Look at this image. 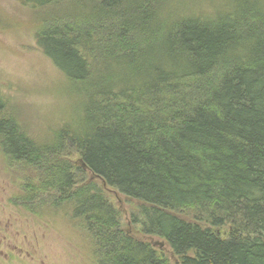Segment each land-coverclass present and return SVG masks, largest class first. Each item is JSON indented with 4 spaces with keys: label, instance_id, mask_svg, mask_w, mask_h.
I'll use <instances>...</instances> for the list:
<instances>
[{
    "label": "trees",
    "instance_id": "1",
    "mask_svg": "<svg viewBox=\"0 0 264 264\" xmlns=\"http://www.w3.org/2000/svg\"><path fill=\"white\" fill-rule=\"evenodd\" d=\"M14 1L70 108L37 141L0 96L23 203L62 212L94 264H264V0ZM108 191L163 244L124 231Z\"/></svg>",
    "mask_w": 264,
    "mask_h": 264
},
{
    "label": "rangeland",
    "instance_id": "2",
    "mask_svg": "<svg viewBox=\"0 0 264 264\" xmlns=\"http://www.w3.org/2000/svg\"><path fill=\"white\" fill-rule=\"evenodd\" d=\"M195 5V14L211 11L206 0H196ZM36 22L31 7L0 0V96L6 113L26 136L46 141L70 108L62 93V75L37 46ZM28 176L29 170L13 165L0 147V264H94L89 240L62 212L42 214L23 203ZM107 195L120 212L124 231L150 245L163 244L157 237L143 236L139 225L132 223L131 212L137 213L134 202L113 191ZM162 250L176 264L168 248Z\"/></svg>",
    "mask_w": 264,
    "mask_h": 264
}]
</instances>
